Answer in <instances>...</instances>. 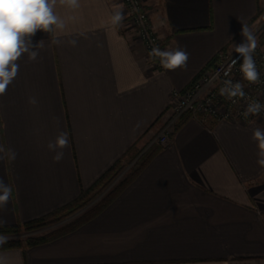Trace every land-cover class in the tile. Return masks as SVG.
Masks as SVG:
<instances>
[{
	"label": "crops",
	"instance_id": "obj_1",
	"mask_svg": "<svg viewBox=\"0 0 264 264\" xmlns=\"http://www.w3.org/2000/svg\"><path fill=\"white\" fill-rule=\"evenodd\" d=\"M144 3L167 50L188 52L186 69L152 68L123 20L111 23L116 10L126 12L120 0H79L76 8L57 0L64 28L38 30L15 62L17 75L0 94V179L12 187L0 226L74 202L133 148L143 149L135 159L151 155L100 213L46 242L0 248V264H264V168L252 139L264 121L184 115L168 143L158 142L173 92L244 42L242 27L264 0ZM61 132L69 147L57 149L64 155L55 162L47 145Z\"/></svg>",
	"mask_w": 264,
	"mask_h": 264
},
{
	"label": "clouds",
	"instance_id": "obj_2",
	"mask_svg": "<svg viewBox=\"0 0 264 264\" xmlns=\"http://www.w3.org/2000/svg\"><path fill=\"white\" fill-rule=\"evenodd\" d=\"M59 2L76 8L79 0H59ZM56 3L57 0H0V94L6 91L7 86L17 75L18 65L15 62L23 53L29 52V38L33 37L38 30L51 32L53 27L64 28L63 20L54 12ZM123 18L122 12L116 10L110 19L113 25H117ZM241 35L245 38L244 42L235 46V52L243 58L240 71L245 80L255 83L259 80V73L252 53L257 48L258 38L247 24L243 25ZM150 55L158 57L162 67L167 70L187 68L189 54L183 48L161 50L155 47ZM36 56L37 53L34 51L29 54L31 60H35ZM225 74L227 75V72ZM220 92L229 98L245 96L242 85L239 82L233 84L231 80L224 81ZM262 109L264 105L253 101L248 104L245 115L258 114ZM252 139L258 148L257 164L264 168V129H254ZM47 147L50 151L56 152L53 160L59 162L64 153L57 149L69 147L68 134L61 132L54 142L48 143ZM11 196L12 187L0 179V210L6 207ZM4 223L6 221L0 219V224ZM7 239L8 237L0 235V246L4 245ZM3 259L4 255L0 254V261Z\"/></svg>",
	"mask_w": 264,
	"mask_h": 264
},
{
	"label": "built area",
	"instance_id": "obj_3",
	"mask_svg": "<svg viewBox=\"0 0 264 264\" xmlns=\"http://www.w3.org/2000/svg\"><path fill=\"white\" fill-rule=\"evenodd\" d=\"M121 1L128 16L135 23V37L143 44L146 57L152 68L155 70L164 69L160 59L150 53L155 47L167 50V41L155 33L147 12L142 8V0ZM252 55L259 73V80L255 83H250L243 78L240 71L243 58L235 52L234 48L221 50L217 54L215 66L204 71L187 89L175 90L170 102V115L158 136V142L161 145H166L169 136L176 128V123L186 114L201 122H207L208 119L244 123H251L257 119L264 121V109L255 115H245L249 103L258 101L264 105V45L257 42V48ZM226 80H231L233 84L239 82L245 96L229 98L222 95L220 89Z\"/></svg>",
	"mask_w": 264,
	"mask_h": 264
},
{
	"label": "trees",
	"instance_id": "obj_4",
	"mask_svg": "<svg viewBox=\"0 0 264 264\" xmlns=\"http://www.w3.org/2000/svg\"><path fill=\"white\" fill-rule=\"evenodd\" d=\"M264 12V8H259L256 17L249 22L248 26L250 27L251 24L257 20L258 17H260ZM259 42L264 45V34L260 36ZM228 48H225L223 50H227ZM217 61V55L207 64V66L203 69V72L211 69L215 66ZM202 72V73H203ZM187 115V114H186ZM187 115L186 117H188ZM178 125H176L177 127ZM142 148H133L127 153L126 159L123 161L117 162L111 170L103 176L91 189L88 191L81 192L79 198L75 200L74 202L68 204L67 206L63 207L62 209L39 219L32 220L25 223H17L15 225L11 226H0V234H17L21 231H33L38 228H43L45 226H49L57 221H61L63 219H66L67 217L73 215L77 211H80L82 208L87 206L101 191L106 188L118 175L119 173L124 170L126 161H132L136 157H138L141 152ZM150 153L145 151L135 163L134 167H132L128 171V176L116 187L114 190L107 196L105 199H103L100 203H98L92 210L87 211L85 214H82L81 217L74 220L73 222L66 224V226H63L62 228L56 230L55 232L51 233L47 236H40V237H28L24 240L18 239V240H7V242L0 246V248H9V247H26V246H33L36 244H40L43 242H46L50 239H53L63 233H66L68 231L73 230L77 226H79L81 223H83L85 220L93 217L94 215L100 213L105 207H107L116 197L117 195L122 191V189L128 184V182L136 175V173L145 166V164L150 159Z\"/></svg>",
	"mask_w": 264,
	"mask_h": 264
},
{
	"label": "rangeland",
	"instance_id": "obj_5",
	"mask_svg": "<svg viewBox=\"0 0 264 264\" xmlns=\"http://www.w3.org/2000/svg\"><path fill=\"white\" fill-rule=\"evenodd\" d=\"M121 4H122V1L120 0ZM123 5V4H122ZM142 8L145 12H147L148 14V17H149V22L150 24L152 25L154 31L156 34H158L159 36H161L155 29V27L153 26V23L151 21V18L149 16V11L147 9V6L146 4L144 3V0H142ZM123 22L126 24V26H128V30H130L132 33H133V36L134 38H136L135 36V23L134 21L132 20L131 17L128 16L127 12L124 13V18H123ZM251 31H253V33L257 36L258 40L257 42H259L260 40V36L262 34H264V12L263 14L257 18V20H255L251 26L249 27ZM162 37V36H161ZM164 38V37H162ZM137 39V38H136ZM166 40V38H164ZM236 45H239V42L238 43H235L234 47ZM232 47V48H234ZM177 125V123H176ZM137 162V159H134L132 161H126L125 163V168L124 170H122L119 175L106 187L104 188L101 193H99L87 206H85L84 208H82L80 211H77L76 213H74L73 215L75 214H85L87 211L89 210H92V208H94V206H96L98 203H100L103 199H105V197H107L113 190L114 188H116L127 176L128 174V171L134 167L135 163ZM57 222H60V221H57ZM56 223V222H55ZM53 223V224H55ZM51 224V225H53ZM59 224V225H58ZM56 228L53 229V231H51L48 235H50L51 233L55 232V230H58L60 228H62L63 226H66V224H64L63 222H60V223H57L55 224ZM45 227H48V226H45ZM38 228V229H35L33 231H30V232H27V231H21L20 233H17V234H0V235H4L6 237H8L7 240H18V239H26L28 237H40L39 234L41 232H44V228ZM47 236V235H46Z\"/></svg>",
	"mask_w": 264,
	"mask_h": 264
}]
</instances>
